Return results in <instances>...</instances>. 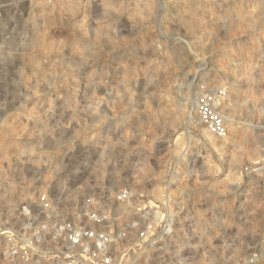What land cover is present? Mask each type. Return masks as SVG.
<instances>
[{"label": "rangeland", "instance_id": "1", "mask_svg": "<svg viewBox=\"0 0 264 264\" xmlns=\"http://www.w3.org/2000/svg\"><path fill=\"white\" fill-rule=\"evenodd\" d=\"M122 185L173 217L129 264H264V0H0V192Z\"/></svg>", "mask_w": 264, "mask_h": 264}, {"label": "built area", "instance_id": "2", "mask_svg": "<svg viewBox=\"0 0 264 264\" xmlns=\"http://www.w3.org/2000/svg\"><path fill=\"white\" fill-rule=\"evenodd\" d=\"M221 96L202 93L194 111L211 137L227 141V123L217 110ZM26 195L0 192V264H129L136 246L167 238L172 230L168 207L136 205L126 185L80 194L33 187L24 200Z\"/></svg>", "mask_w": 264, "mask_h": 264}, {"label": "bare ground", "instance_id": "3", "mask_svg": "<svg viewBox=\"0 0 264 264\" xmlns=\"http://www.w3.org/2000/svg\"><path fill=\"white\" fill-rule=\"evenodd\" d=\"M221 114V113H220ZM222 115V117L226 120V119H228L227 117H225L223 114H221Z\"/></svg>", "mask_w": 264, "mask_h": 264}]
</instances>
